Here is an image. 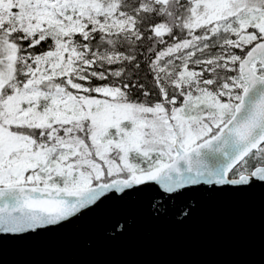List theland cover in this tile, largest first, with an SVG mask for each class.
<instances>
[{
  "label": "snow or ice",
  "instance_id": "snow-or-ice-1",
  "mask_svg": "<svg viewBox=\"0 0 264 264\" xmlns=\"http://www.w3.org/2000/svg\"><path fill=\"white\" fill-rule=\"evenodd\" d=\"M255 182L264 0H0V234Z\"/></svg>",
  "mask_w": 264,
  "mask_h": 264
},
{
  "label": "water",
  "instance_id": "water-1",
  "mask_svg": "<svg viewBox=\"0 0 264 264\" xmlns=\"http://www.w3.org/2000/svg\"><path fill=\"white\" fill-rule=\"evenodd\" d=\"M160 195L151 185L60 227L0 234V264H264V183L195 187L163 212L152 207Z\"/></svg>",
  "mask_w": 264,
  "mask_h": 264
}]
</instances>
